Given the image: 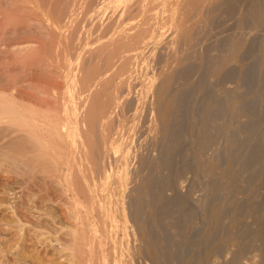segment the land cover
Wrapping results in <instances>:
<instances>
[{
  "label": "rangeland",
  "instance_id": "374dc122",
  "mask_svg": "<svg viewBox=\"0 0 264 264\" xmlns=\"http://www.w3.org/2000/svg\"><path fill=\"white\" fill-rule=\"evenodd\" d=\"M1 1L2 2H0V11L2 12L0 13L4 15V18L7 17V19L3 18L4 20H6L7 24L3 23L4 21L2 22L0 21V25H1L0 49L3 47L6 48V45L11 46L16 43L28 41L32 39L33 40L37 39L38 45H35L36 58H34L35 51H33L32 54L34 55L30 59L28 60L26 59L24 60V62L16 61L17 63L15 62L13 66H11L12 60H15L18 56L16 57L15 54L12 55L11 52H10L11 55L9 52L8 54L5 53V55H3L2 53L0 54V60H1L0 65L2 68L0 69V97L3 95L2 99L6 98L5 100H7V98L13 97L16 103H18L17 101L19 100L17 106L21 103V106L19 107L23 109L27 108L29 110V108L31 107V109L33 110L34 108L35 112H32V114L34 113L33 116L34 119L36 118L35 120L36 122H38L37 124H39L40 122L42 124H46V125H42L41 127L42 129L41 128L40 130L38 129L40 135L42 131L41 136L43 135L44 137L49 136L48 132L54 130L52 128L51 129L49 128L51 125L54 126V124L58 121L59 122L66 121L64 120L63 117L67 115V112H69L68 114L72 113L70 114L72 118L73 116L74 118L76 117L75 112L77 111L73 110L74 103L72 101H74L73 99H75V103H76L78 102V98L76 95H72L75 93L73 92L74 86H72L73 85L72 82L74 81L73 80L74 77H76V74L74 73L75 72L74 67H76L77 65L76 61L78 62L79 59L77 55H81V54L83 55L85 54L84 53L85 51L89 52V50H91L92 51L91 53H93L97 49H101V47L103 49L104 43H105V49H103L104 52L105 50L108 51L109 48L112 49L110 46V44L112 43L114 47V45H116L117 43L119 44V41L122 40L121 43L123 45L121 43L119 44L121 45L122 51L119 50L120 55L118 53L117 58L113 59L115 62L117 61V63H115L112 60V63L106 69L107 71L105 70L104 72V74L106 73L107 74L106 75L103 74V77H106L104 79L114 77L112 79L113 81L111 82V86L110 83L108 84L109 86L107 85V89L110 92L109 94H113V92L120 87V89H118V93H119L118 99L120 101H118L119 103H116L117 105L118 104L119 105L117 106L115 104V106H113L111 109V112L112 113L114 112V114L111 113L112 114L111 119H113L112 122H110L112 126H110L109 131L111 132L108 133L109 139H107V141H109V143L106 142L107 145L109 144L108 146H112L111 149L109 150L108 153L109 155L107 154L108 155L107 158L108 157L109 158L106 159L105 156V158L103 157L102 159L101 157L102 160L99 161V163L102 162L101 164L103 165L105 164L104 168L101 170L103 175L101 174V172L99 174H96L97 172L94 171L95 169L94 164L95 162L97 163V159H95L96 157H93V160L91 158L89 160V158H87L88 156L87 157L80 156L82 153L81 152H80L81 154L78 152L76 153V149H75L78 143L77 140L75 141L74 144L70 143L71 142L70 135L72 132V127H74L75 125L74 124L75 119L70 120L71 122L70 121L61 122L62 125L63 123L67 124V122L68 125L70 124L69 125L70 133L68 132V134L65 135L66 137L64 136V133H62L64 132V130L60 127V130L62 131L61 134H63L61 139L62 144L61 141L59 140L60 143L58 144V147H56V145L53 144L55 142H53L52 139H51L52 144L51 142L49 143L52 146L54 145L53 146L54 148L56 147V153L59 155V157L61 155L60 157L61 159L58 158L59 161L55 159L56 158L55 153L54 154L50 153L51 156L50 155L41 156V157H45V161L43 158H38L39 156L37 154H34L33 152L30 151L27 143L26 142L24 143L25 140H23L22 136L19 135L21 137L20 138L17 135V133L13 134L14 132H12V129H10L9 127L7 128V126L5 127L6 122H0V123H4V124H0V264H156V263L157 264L158 263L159 264H250V263L264 264V222H263L264 221V67H263L264 66V61H263L264 60V17H263L264 0H239V1L216 0L213 1L214 3L213 2L210 3L209 0L210 4L208 3V0H206L205 1L206 3L203 5H199L200 3L197 0H190V1L183 0V2L182 0H170V1L169 0H138V1L132 0L133 2H131L130 5L131 11L129 10V12H124V14H122L121 11L122 9L121 2L118 1L116 2L115 0L112 1L111 0L108 1L107 0H77L78 3L76 2V0H72L74 1V3L73 5L71 4L70 6H73L75 9L73 10V7L72 9H70L71 7H69L70 12L68 11L69 14L65 16L64 13H62L64 12L62 8L64 6H62V4L65 3V0L63 1L62 0H54V1L26 0L27 1L26 4H29L31 2L29 4V8L28 5L27 7L24 6L25 8L22 6L21 3L22 0H15V1L12 0L10 1V4L8 3V0H1ZM57 3H60L61 5ZM110 4L112 5L110 6ZM103 5H105V7ZM49 6H51L52 8ZM96 9L98 12H96ZM149 12L151 13V15ZM7 13L9 14L7 15ZM14 13L16 15L19 14L18 17ZM97 13H99L100 16ZM120 13L123 15L124 18L122 17V15L118 17ZM253 14L255 16H253ZM131 15L132 17H130ZM54 16L57 17L55 18ZM26 17L28 18L26 19ZM167 18H169V20ZM36 19L38 21L41 22L44 21V23H48L49 26L51 27L49 28L50 32H48L49 31L48 29L46 30L47 34L44 35L46 33L44 30L43 32L45 33L37 37L38 36L37 32L39 30L38 28L36 29L37 26L33 25V22L37 21ZM116 19H121V20L117 21ZM108 20L110 23L108 22ZM178 21L179 22L182 21L181 22L182 27L184 28L188 27L189 29L192 30V33L194 34V37H191L193 38V40L190 39L192 41L186 42L187 44L185 47V51L183 52L181 49H184L183 47L185 46L184 39L181 38L182 42H180L179 40L180 38L178 39L172 37L175 35L174 33H172L174 32L173 28L176 27L175 23L177 27L178 24L181 25ZM106 22L108 24L111 23H115V24L111 25L112 27L111 28L109 27L110 25L108 26V24H105ZM118 22H120L121 24L119 23L120 24L119 25ZM123 22L124 23L126 22V24H124ZM92 23L93 24L98 23L96 25L97 27L93 28ZM130 23L131 25H129ZM132 24L133 26H135L136 24V26L141 28L144 32H140L142 33L140 34L139 32H137L139 30H136L139 28L134 27L135 30L134 28L130 29L131 31L129 30L132 33L128 31L133 36L128 34L126 37L124 33L122 35L121 31L122 30L124 31L125 27L132 26ZM170 24L173 25L174 27L171 26ZM74 25H76V27ZM101 25H103L104 27ZM29 29L34 31L32 32ZM102 29H104L105 32ZM132 30L135 33L140 34L141 35L140 38L138 35L134 34ZM154 32H156V34ZM144 33L147 35H145ZM48 34L50 35L52 41L50 40ZM117 34L119 35V37L117 36ZM70 35L73 36V38L72 37L70 38ZM129 35L130 37H128ZM135 36H138V38ZM125 37L127 39L123 40V38ZM133 37L135 38V40L137 39V41L134 40V42L136 43H133L132 41L134 39ZM118 38L120 39L117 42ZM171 38L173 39L175 38V40L177 39L179 41V45L180 43L181 45L180 46L178 44L174 45L173 43H175L176 41L172 40ZM103 39L105 42L103 41ZM130 39H132L131 41L133 45H129L131 48L128 45H126L127 47H129L126 48L124 44L125 42L128 44V41H130ZM149 39L150 40L152 39L154 43ZM178 41L176 43H178ZM50 43H52V45ZM130 43L131 42H129V44ZM192 43L194 44L192 45ZM100 45L102 46L98 48ZM106 45L108 49L106 48ZM134 45H138V46H134ZM228 45L229 47H227ZM260 45L262 48L260 47ZM172 46L173 47L176 46V48H173ZM5 48H3L2 50H5ZM125 48L127 49V52ZM260 48L262 49V51ZM2 50H0V52ZM172 50L175 52H173ZM181 53H183L184 55ZM94 55H95V59L99 58L98 55H97L98 57L96 56V54ZM94 55L92 56L91 59H93ZM227 56L230 57L228 58ZM1 58H3L5 61H3V59ZM122 58L127 60L128 62L123 60ZM181 59H183V61ZM29 60L30 62L31 61L33 63L35 62L34 64L50 63L51 66L55 64L53 65V67H57L56 69L60 71L56 77L49 72H45V70L44 71L42 70V72L41 70H37V71L34 70V72L32 70L31 72L29 71L30 72L29 73L28 70L23 69L24 65H26V67L31 66V65L28 66V64H30ZM52 61H54V63ZM123 62H125L126 65L124 66L126 68L124 66H120L121 64L123 65ZM164 63L166 64V66ZM183 63L185 64L183 65ZM112 64L114 66H112ZM3 65L7 66L8 68L4 69ZM129 65H131V67ZM167 72L173 73L172 74L173 83L171 86V93L173 92L172 94L173 95L175 94V98H176L175 100L178 106L172 111V115L174 114L175 117L174 116L173 118L171 117L172 121L170 120L168 122L169 126L166 127V125H168L166 123L164 127V125H161L159 123L160 126H162L161 128L164 127L166 130L169 128L167 131L163 128L165 131L162 134L160 132H162L163 129L160 131L161 129L160 126H157L156 124L157 122L154 120L155 115H151L152 114L151 104H153L156 97V95L154 94L155 92L154 89L155 87L157 88V86H159V84L164 78L163 76L165 74L167 75ZM114 74L116 76H114ZM197 75H199V77ZM123 76H125V78ZM26 78L28 80L30 79L34 81L33 83H38V85L40 86L50 87L53 85L57 87V89L55 88L56 90L54 89V87H50L49 92L51 93L53 92L54 94V91L55 92L58 91L56 93H58V95H60L61 97L58 101V104L56 105L53 99L41 100V98H39L38 96L31 97L32 95H29L26 89L20 87L19 84L15 85V83L18 80L26 79ZM77 78L78 77H76L75 80ZM100 78L101 77H99L97 80H99ZM97 80L94 79V81H92L93 84L95 83L96 86L98 85L101 86L102 82L99 83L101 80L100 81ZM145 80L147 84L145 83ZM180 80H182V82ZM96 81L99 84H97ZM201 81H203L204 84ZM213 81H215L216 83ZM175 82L176 84H174ZM121 85L124 86L122 87L123 89L121 88ZM150 86L153 87L152 88L153 91L150 89L151 88ZM109 87H112V89H109ZM110 90H112L113 92H111ZM5 91L8 93H5ZM137 91L139 92V95ZM2 93H5V95ZM105 93H107L106 95L109 96L108 91H105ZM10 95L12 96L10 97ZM106 95L104 94L103 96L104 100L105 97L108 98V96ZM71 98L73 99L71 100ZM8 101H10V99H8ZM16 103H14V105H16ZM70 103H72L73 105ZM52 105L54 106L52 107ZM65 105L68 106L71 105L73 109L70 106L68 108V111L65 112L63 109V106ZM37 110L39 111L36 113ZM178 110L180 111L178 112ZM233 113L236 114L234 115ZM202 114L204 118L202 117ZM53 119H55V121ZM175 120L177 121V124ZM119 122H121V124ZM154 122L156 123L153 124ZM47 125L49 126L47 129H45ZM153 127L157 129L154 130L156 132L158 131L159 133L157 132L156 134L155 131L153 132L152 130ZM43 128L45 129V133H43L44 132ZM6 129L8 130L5 131ZM47 130L49 131L46 132ZM114 131L117 132L120 131L118 134L117 132H115L119 137L115 135ZM1 134L3 137L1 136ZM161 135L163 136V138ZM94 136H92L94 138L93 141L94 143H96L97 142L96 140L98 139L96 137L98 136H96V134ZM170 137L171 139H169ZM195 137L198 139L196 140ZM164 138H167L168 142H166L167 139H165L164 141L163 140ZM55 140L58 141V139ZM171 140L172 143L170 142ZM196 141L197 143H195ZM69 143L71 145H69ZM110 143H113L114 145L113 144L110 145ZM51 145L49 146L51 147ZM138 147L140 148L138 149ZM59 148L60 149L62 148L61 150H64L62 152L65 153L61 154ZM169 148H171V151L169 150ZM185 149L188 150L185 151ZM70 150H73L71 151L72 153H70ZM67 151H69V153H67ZM27 153L28 154L31 153V154L28 155ZM86 154L87 153H85L84 155L86 156ZM49 156L51 158L52 157L54 158L55 156L54 158L55 161L53 159L54 162H50ZM62 156L64 157L62 158ZM73 156L75 157V160ZM122 156L125 157V158L123 157V159L127 158V160H125L127 163H125V161H123L122 163L123 159H121L120 161V158H122ZM83 157L85 158V160L87 158L89 162L87 160H86L87 162H85V160H83L84 159ZM129 157L131 158L130 160L128 159ZM166 159L169 160L167 161ZM70 160L72 163L70 162ZM72 160H74V162ZM61 161L63 163H60ZM65 161H67V163H64ZM83 161L84 163H86L84 164L86 166L83 165L82 163ZM115 161L116 162L118 161L119 164L118 162L116 163ZM91 162L94 163L92 164ZM68 163L69 166L72 167H68L67 166ZM64 164L66 165L64 166ZM106 164H108V166ZM117 164L119 167L117 166ZM120 164L123 165L127 164V165L124 167L123 165ZM43 165L45 168L43 167ZM88 166L89 169L86 168ZM204 166H206V168ZM22 168H24L25 170ZM85 168L87 169V171ZM67 170H69L68 174H70L67 175V177L68 176L70 177L71 182L69 178H68L69 181L65 179L66 178L65 173ZM77 170L79 173L81 171L82 173V174L80 173L81 176H79L80 174L77 172ZM104 170L106 171L104 172ZM123 170L125 173L123 172ZM177 170H179V172H177ZM103 172L105 173V175ZM63 175L65 176V178ZM118 175H120V177ZM101 176H103L104 179H102ZM221 176H223V178ZM117 178H119V180ZM125 178L127 179V181ZM162 179L164 182L162 181ZM108 180H110V183ZM83 181L86 182V184ZM67 182H68V188H67ZM93 187L96 189V191ZM179 199L181 200L180 202ZM98 210H100V212ZM153 212H155V214ZM169 212L171 213V215L169 214ZM134 214L136 217L134 216ZM218 214L221 215L220 219L218 217ZM213 217H215L216 219ZM134 219L135 221H133ZM143 230H144V234H143ZM257 233L260 235H258ZM144 235L146 238L147 236H149L150 238L146 239ZM143 237L145 238L146 244L145 241L144 243L141 241V238L143 239ZM151 243H153L154 246L158 244L159 248L158 246L157 248L154 247L153 244ZM152 246L154 248H152ZM155 248L157 252L159 251L160 253L161 251V253H163L162 257L160 256L159 262H157L158 260L156 262L155 260L154 262L152 261L153 252L151 251H154L153 249ZM161 253L159 255H161ZM150 254L152 255L150 256ZM190 261L191 263H189Z\"/></svg>",
  "mask_w": 264,
  "mask_h": 264
},
{
  "label": "bare ground",
  "instance_id": "6f19581e",
  "mask_svg": "<svg viewBox=\"0 0 264 264\" xmlns=\"http://www.w3.org/2000/svg\"><path fill=\"white\" fill-rule=\"evenodd\" d=\"M10 1H12V0H8V3L10 4ZM13 1H15V0H13ZM30 1V0H29ZM54 1V0H53ZM63 1V0H62ZM108 1V0H107ZM112 1V0H111ZM116 2L118 1V2H121V4H122V9H121V11H122V14H124V12H129V10H130V5H131V2H133L132 0H115ZM138 1V0H137ZM170 1V0H169ZM185 1V0H184ZM190 1V0H189ZM200 4L199 5H203V4H205L206 2V0H197ZM213 1H216V0H210V3L211 2H213ZM239 1V0H238ZM0 2H2L1 0H0ZM6 2V1H5ZM33 2V1H32ZM36 2V1H35ZM34 2V3H35ZM38 2V1H37ZM76 2H77V0H76ZM76 2H75V4H76ZM81 2V1H80ZM139 2H142V1H139ZM145 2V1H144ZM149 2V1H148ZM151 2V1H150ZM182 2H183V0H182ZM186 2H188V1H186ZM235 2V1H234ZM7 3V2H6ZM18 3V2H17ZM22 6L24 7V6H26L27 7V5H28V8H29V4L31 3H29V4H26L27 3V1L25 0H22ZM60 3H63V2H60ZM60 3H57V4H59V5H61ZM73 3H74V1H72V0H65V3L64 4H62V6H64V7H62L63 8V11L64 12H62V13H64V16L65 15H67V14H69L68 13V11H69V7H71L70 9H72V7L73 6H70L71 4L73 5ZM78 3V2H77ZM101 3V2H100ZM99 3V4H100ZM110 3V2H109ZM136 3V2H135ZM153 3H154V1H153ZM179 3V2H178ZM197 3V2H196ZM208 3H209V0H208ZM207 3V4H208ZM209 3V4H210ZM214 3V2H213ZM212 3V4H213ZM23 4H25V5H23ZM52 4V3H51ZM53 4H55V3H53ZM138 4V3H137ZM151 4V3H150ZM162 4V3H161ZM198 4V3H197ZM18 5V4H17ZM16 5V6H17ZM37 5V4H36ZM48 5V4H47ZM81 5V4H80ZM112 4H110V6H111ZM135 5V4H134ZM179 5V4H178ZM188 5V4H187ZM15 6V7H16ZM21 6V5H20ZM76 6V5H75ZM92 6H93V4H92ZM100 6V5H99ZM104 7H105V5H103ZM115 6V5H114ZM138 6V5H137ZM207 6V5H206ZM216 6V5H215ZM222 6V5H221ZM4 7V6H3ZM19 7V6H18ZM22 7V8H23ZM48 7V6H47ZM49 7H51V6H49ZM54 7V6H53ZM97 7V6H96ZM95 7V8H96ZM101 7V6H100ZM113 7V6H112ZM142 7V6H141ZM150 7V6H149ZM176 7V6H175ZM196 7V6H195ZM6 8V7H5ZM13 8V7H12ZM20 8V7H19ZM25 8V7H24ZM34 8V7H33ZM52 8V7H51ZM77 8V7H76ZM120 8V7H119ZM148 8V7H147ZM209 8V7H208ZM7 9V8H6ZM17 9V8H16ZM31 9V8H30ZM75 8L73 7V10H74ZM219 9V8H218ZM217 9V10H218ZM229 9V8H228ZM4 10V9H3ZM15 10V9H14ZM19 10V9H18ZM27 10V9H26ZM60 10V9H59ZM81 10H82V8H81ZM100 10V9H99ZM141 10V9H140ZM149 10V9H148ZM168 10V9H167ZM193 10V9H192ZM191 10V11H192ZM6 11V10H5ZM8 11V10H7ZM10 11V10H9ZM29 11V10H28ZM34 11V10H33ZM86 11V10H85ZM108 11V10H107ZM112 11V10H111ZM131 11V10H130ZM147 11V10H146ZM202 11V10H201ZM204 11V10H203ZM213 11V10H212ZM0 12H2V11H0ZM12 12V11H11ZM54 12V11H53ZM70 12V11H69ZM72 12V11H71ZM96 12H98L97 11V9H96ZM104 12H106V11H104ZM104 12H102V13H104ZM159 12V11H158ZM162 12V11H161ZM170 12V11H169ZM180 12V11H179ZM16 13H17V11H16ZM39 13V12H38ZM61 13V12H60ZM95 13V12H94ZM100 13V12H99ZM99 13H97L98 15H99ZM135 13H136V11H135ZM138 13V12H137ZM150 13V12H149ZM154 13V12H153ZM152 13V14H153ZM212 13V12H211ZM215 13V12H214ZM217 13V12H216ZM5 14V13H4ZM9 13H7V15H8ZM15 14V13H14ZM36 14V13H35ZM48 14V13H47ZM51 14V13H50ZM49 14V15H50ZM79 14H80V12H79ZM84 14V13H83ZM93 14V13H92ZM121 13H120V15H118V17L119 16H121L122 15ZM130 14V13H129ZM139 14V13H138ZM141 14V13H140ZM147 14V13H146ZM159 14V13H158ZM169 14V13H168ZM186 14H188V13H186ZM200 14V13H199ZM208 14V13H207ZM256 14V13H255ZM11 15V14H10ZM9 15V16H10ZM16 15V14H15ZM18 15L19 14H17L16 16L18 17ZM26 15V14H25ZM34 15V14H33ZM39 15V14H38ZM85 15H86V13H85ZM89 15V14H88ZM96 15V14H95ZM150 15H151V13H150ZM155 15V14H154ZM161 15V14H160ZM177 15V14H176ZM211 15V14H210ZM215 15V14H214ZM8 16V17H9ZM21 16V15H20ZM62 16V15H61ZM61 16H60V18H61ZM100 16V15H99ZM107 16V15H106ZM134 16V15H133ZM138 16V15H137ZM142 16V15H141ZM188 16V15H187ZM197 16V15H196ZM200 16V15H199ZM198 16V17H199ZM253 16H255L254 14H253ZM12 17V16H11ZM38 17H40V16H38ZM46 17V16H45ZM48 17V16H47ZM55 17V16H54ZM57 17V16H56ZM55 17V18H56ZM69 17V16H68ZM77 17V16H76ZM79 17V16H78ZM122 17H123V15H122ZM130 17H132V15L130 16ZM136 17V16H135ZM151 17V16H150ZM179 17V16H178ZM264 17V16H263ZM4 15L3 14H1L0 13V21L2 22V21H4L3 23H6V20H4V19H7V17H5L4 19ZM21 18V17H20ZM25 18V17H24ZM28 17H26V19H27ZM86 18V17H85ZM124 18V17H123ZM127 18H129V17H127ZM146 18V17H145ZM170 18V17H169ZM169 18H167L168 20H169ZM194 18V17H193ZM14 19V18H13ZM30 19V18H29ZM39 19V18H38ZM50 19V18H49ZM69 19V18H68ZM81 19V18H80ZM113 19V18H112ZM133 19V18H132ZM23 20V19H22ZM37 20V19H36ZM46 20H47V18H46ZM78 20V19H77ZM97 20V19H96ZM107 20V19H106ZM110 20V19H109ZM109 20H108V22H109ZM117 21L118 20H121V19H116ZM127 20H129V19H127ZM148 20V19H147ZM154 20V19H153ZM180 20V19H179ZM213 20V19H212ZM253 20V19H252ZM260 20H261V18H260ZM31 21V20H30ZM29 21V22H30ZM100 21V20H99ZM111 21V20H110ZM122 21H124V20H122ZM122 21H121V23H122ZM138 21V20H137ZM144 21V20H143ZM162 21V20H161ZM176 21V20H175ZM189 21H191V20H189ZM214 21V20H213ZM254 21V20H253ZM9 22V21H8ZM59 22V21H58ZM70 22V21H69ZM80 22V21H79ZM113 22V21H112ZM142 22V21H141ZM179 22V21H178ZM182 22V21H181ZM181 22H179L180 24H181ZM2 23V24H3ZM11 23V22H10ZM17 23V22H16ZM27 23V22H26ZM32 23V22H31ZM53 23H55V22H53ZM62 23V22H61ZM60 23V24H61ZM67 23V22H66ZM81 23V22H80ZM100 23V22H99ZM110 23V22H109ZM120 22H118V24H119ZM120 23V24H121ZM124 23V22H123ZM139 23V22H138ZM137 23V24H138ZM172 23V22H171ZM214 23V22H213ZM7 24V23H6ZM21 24H22V22H21ZM79 24V23H78ZM82 24V23H81ZM98 23H92V27L94 28V27H97L96 25H97ZM102 24V23H101ZM104 24V23H103ZM105 24H108L107 22L105 23ZM113 24H115V23H111V24H108V26L109 27H111V25H113ZM119 24V25H120ZM124 24H126V22L124 23ZM183 24H185V23H183ZM204 24V23H203ZM256 24V23H255ZM29 25H30V23H29ZM32 25V24H31ZM33 25H35V26H37L36 27V29L38 28V36L37 37H39V36H41V35H43V33H45L44 35H46L47 34V31L46 30H48L49 28H51L50 26H49V24L48 23H44V21H35V22H33ZM51 25V24H50ZM55 25V24H54ZM64 25V24H63ZM62 25V26H63ZM70 25V24H69ZM129 25H131V23L129 24ZM150 25V24H149ZM171 25V24H170ZM211 25V24H210ZM1 26V25H0ZM7 26V25H6ZM9 26H10V24H9ZM19 26V25H18ZM25 26V25H24ZM75 27H76V25H74ZM101 26H103V25H101ZM107 26V25H106ZM105 26V27H106ZM126 26V25H125ZM132 26H133V24H132ZM128 26V27H123L124 28V31L122 30L121 32H122V35H123V33L126 35V37H127V35L128 34H130V33H132V32H130L131 30L130 29H132V28H136L137 26H136V24H135V26ZM164 26V25H163ZM171 26H173V25H171ZM175 28H173L174 30V32H172V33H174L175 35L174 36H172V37H175V38H180L179 40H180V42H182L181 40V38H183L184 39V42H185V46L184 45H182V46H184L183 48L184 49H181L182 50V52L183 51H185V47H186V42H188V41H192L193 40V38H191V37H194V34L192 33V30L191 29H189L188 27H182V24L181 25H179L178 24V27H177V25H176V23H175ZM3 27V26H2ZM92 27H91V29H92ZM98 27H99V25H98ZM104 27V26H103ZM115 27V26H114ZM118 27V26H117ZM141 27V26H140ZM145 27V26H144ZM174 27V26H173ZM8 28V27H7ZM12 28V27H11ZM18 28V27H17ZM25 28V27H24ZM29 28V27H28ZM100 28H102V27H100ZM112 28V27H111ZM116 28V27H115ZM135 28H134V30H135ZM137 28H139V27H137ZM146 28V27H145ZM148 28V27H147ZM204 28V27H203ZM260 28V27H259ZM9 29V28H8ZM7 29V30H8ZM96 29V28H95ZM95 29H93V30H95ZM99 29V28H98ZM106 29V28H105ZM5 30V29H4ZM13 30V29H12ZM25 30V29H24ZM30 30V29H29ZM28 30V31H29ZM45 30V32H43ZM53 30V29H52ZM73 30V29H72ZM78 30V29H77ZM97 30V29H96ZM101 30V29H100ZM102 30H104V29H102ZM115 30V29H114ZM130 30V31H129ZM136 30H139V31H137V32H144L141 28H139V29H136ZM151 30V29H150ZM202 30V29H201ZM209 30V29H208ZM6 31V30H5ZM14 31H15V29H14ZM23 31V30H22ZM30 31H32V30H30ZM34 31V30H33ZM32 31V32H33ZM113 31V30H112ZM117 31V30H116ZM130 33H129V32ZM133 31V30H132ZM167 31V30H166ZM212 31V30H211ZM11 32V31H10ZM19 32V31H18ZM26 32V31H25ZM48 32H50V29H49V31ZM70 32V31H69ZM99 32V31H98ZM104 32H105V30H104ZM108 32V31H107ZM114 32V31H113ZM134 32V31H133ZM152 32V31H151ZM1 33V32H0ZM14 33V32H13ZM31 33V32H30ZM53 33V32H52ZM52 33H51V35H52ZM81 33V32H80ZM101 33V32H100ZM110 33V32H109ZM145 33H146V31H145ZM144 33V34H145ZM148 33V32H147ZM155 34H156V32H154ZM161 33V32H160ZM168 33V32H167ZM171 33V34H172ZM10 34V33H9ZM16 34V33H15ZM28 34V33H27ZM33 34V33H32ZM55 34V33H54ZM53 34V35H54ZM70 34V33H69ZM87 34V33H86ZM120 34V33H119ZM134 34H136V35H138L139 36V38H140V34H142V33H140V34H138V33H135L134 32ZM151 34V33H150ZM155 34H153V35H155ZM192 34H193V36H192ZM203 34H205V33H203ZM209 34V33H208ZM25 35V34H24ZM49 35V34H48ZM61 35V34H60ZM66 35V34H65ZM67 35H68V33H67ZM71 35H73V34H71ZM70 35V38L72 37L73 38V36H71ZM96 35V34H95ZM131 36H133L132 34H130ZM130 35L128 36V37H130ZM145 35H147V34H145ZM197 35V34H196ZM12 36V35H11ZM64 36V35H63ZM92 36H94V35H92ZM101 36V35H100ZM117 36L119 37V35L117 34ZM138 36H135V37H137L138 38ZM143 36V35H142ZM171 36V35H170ZM204 36V35H203ZM3 37H4V35H3ZM33 37H35V36H33ZM37 37H35V38H37ZM49 37H50V35H49ZM66 37V36H65ZM86 37V36H85ZM123 38V40L124 39H127V38ZM201 37V36H200ZM260 37V36H259ZM9 38V37H8ZM97 38V37H96ZM114 38V37H113ZM117 38V37H116ZM132 38V37H131ZM134 38V37H133ZM170 38V37H169ZM175 38L173 39V38H171L172 40H174V41H178L177 39L175 40ZM18 39V38H17ZM16 39V40H17ZM31 39V38H30ZM48 39V38H47ZM46 39V40H47ZM93 39V38H92ZM91 39V40H92ZM95 39V38H94ZM101 39H102V37H101ZM108 39V38H107ZM106 39V40H107ZM119 39L120 38H118V40H117V42L119 41ZM121 39H122V36H121ZM143 39H144V37H143ZM147 39V38H146ZM190 39H192V40H190ZM195 39V38H194ZM199 39V38H198ZM203 39H204V37H203ZM213 39V38H212ZM21 40V39H20ZM50 40H51V37H50ZM54 40V39H53ZM64 40H65V38H64ZM73 40V39H72ZM115 40V39H114ZM132 39H130V41H128V44L125 42V46L126 45H133V43H136V42H134V40H135V38L132 40L133 41V43H132V41H131ZM140 40V39H139ZM142 40V39H141ZM150 40V39H149ZM153 40H154V38H153ZM165 40V39H164ZM168 40H170V39H168ZM233 40V39H232ZM8 41V40H7ZM11 41V40H10ZM15 41V40H14ZM18 41V40H17ZM52 41V40H51ZM69 41V40H68ZM94 41V40H93ZM96 41V40H95ZM101 41V40H100ZM99 41V42H100ZM103 41H104V39H103ZM122 41V40H121ZM121 41H119V44L121 43ZM135 41H137V39L135 40ZM143 41V40H142ZM150 41H152V39L150 40ZM216 41V40H215ZM234 41V40H233ZM19 42V41H18ZM66 42V41H65ZM87 42V41H86ZM97 42V41H96ZM105 42V41H104ZM116 42V43H117ZM129 42H131L130 44H129ZM141 42V41H140ZM139 42V43H140ZM153 42V41H152ZM167 42V41H166ZM173 43L174 45L175 44H178L179 45V41H178V43ZM204 42V41H203ZM209 42V41H208ZM14 43V42H13ZM47 43V42H46ZM56 43V42H55ZM71 43V42H70ZM74 43V42H73ZM81 43V42H80ZM92 43V42H91ZM102 43V42H101ZM115 43V42H114ZM150 43V42H149ZM154 43V42H153ZM241 43H243V42H241ZM41 44V43H40ZM51 45H52V43H50ZM106 44H107V42H106ZM113 44V43H112ZM112 44H110V46H111V48L112 49H110L109 48V50L107 51V50H105V52H104V50L103 49H105V43H104V48L102 49V45H100L98 48H100L101 47V49H97V47H96V51H94L93 53H91L92 51L91 50H89V52H84L85 54H81V55H77V57L79 58L78 59V62L76 61V67H74L75 68V74H76V77H78L76 80H75V78L76 77H74V83L72 82V86H74V91L73 92H75L74 94H72V95H76L77 96V98H78V102H76L75 103V99H73V98H71V100L73 99L74 101H72L73 103H74V105L72 104V103H70V104H72L73 105V107H74V109H73V107L71 106V105H65V106H63V109H64V111L65 112H67L68 111V108L71 106L72 107V109L73 110H75V111H77V112H75V118H74V116H73V118H72V116L70 115V114H72V113H70V114H68L69 112H67V115L65 116V117H63L64 118V120H66V121H70V120H72V119H75L74 121H75V125H74V127H72V132H71V138H70V143L71 144H74L75 143V141L77 140V145H76V147H75V149H76V153L78 152V153H80L81 155L80 156H84V157H87V158H89V160H90V158L93 160V157H96L95 159H97V163L95 162V164H94V171H96L97 173L96 174H99L100 172H101V170L104 168V165L103 164H101L102 162H100L99 163V161L100 160H102L103 159V157L105 158V156H106V159H108L107 158V156L109 155L108 153H109V150L111 149V147L112 146H108L107 144H106V142L107 143H109V141H107V139H109L108 137V133L109 132H111V131H109L110 130V126H112V124L110 123V122H112V120L113 119H111V115L112 114H114V112L112 113L111 112V109H112V107L113 106H115V104L116 103H119L118 101H120L118 98V89H120V87L116 90L115 88V90L116 91H112V90H110L111 92H113V94H109L110 92H109V90L107 89V85L110 83V86H111V82L113 81L112 79L114 78H107V79H104V78H106V77H103V74H104V72H105V70L110 66V64L112 63V60L114 59V58H117V56H118V53H119V50H121L122 48H121V45H119L118 43L116 44V45H114V47H113V45ZM122 44V43H121ZM144 44V43H143ZM151 44V43H150ZM169 44H170V42H169ZM172 44V45H173ZM194 43H192V45H193ZM199 44V43H198ZM204 44V43H203ZM35 45H38V42H37V39H32V40H28V41H23V42H19V43H16V44H14V45H11V46H7L6 45V48L5 47H3V48H5V50H2L3 48H1L0 50H2L1 52H0V54L2 53L3 55H5V53H7L8 54V52L10 53H12V55H16V59L15 60H12V63H11V66H13V64L16 62V61H23L24 62V60H28V59H30L34 54H32L33 53V51H35L36 49H35ZM87 45V44H86ZM90 45V44H89ZM109 45V44H108ZM123 45V44H122ZM165 45V44H164ZM177 45V46H178ZM180 45H181V43H180ZM179 45V46H180ZM226 45V44H225ZM42 46V45H41ZM44 46V45H43ZM68 46V45H67ZM71 46V45H70ZM74 46V45H73ZM134 46H138V45H134ZM133 46V47H134ZM156 46H157V44H156ZM160 46V45H159ZM168 46V45H167ZM197 46V45H196ZM207 46V45H206ZM215 46V45H214ZM224 46V45H223ZM239 46V45H238ZM45 47V46H44ZM51 47V46H50ZM66 47V46H65ZM130 47V46H129ZM129 47H127L126 46V48H129ZM173 47V46H172ZM195 47V46H194ZM227 47H229V45L227 46ZM260 47H261V45H260ZM53 48V47H52ZM69 48V47H68ZM90 48V47H89ZM106 48H107V45H106ZM124 48V47H123ZM125 48V49H126ZM131 48V47H130ZM155 48V47H154ZM164 48V47H163ZM173 48H176V46H174ZM192 48V47H191ZM206 48V47H205ZM212 48V47H211ZM216 48V47H215ZM224 48V47H223ZM262 48V47H261ZM260 48V49H261ZM108 49V48H107ZM124 49V50H125ZM132 49H134V48H132ZM195 49V48H194ZM209 49V48H208ZM213 49V48H212ZM218 49H219V47H218ZM229 49V48H228ZM39 50V49H38ZM43 50V49H42ZM48 50V49H47ZM56 50V49H55ZM93 50V49H92ZM94 50H95V48H94ZM129 50V49H128ZM131 50V49H130ZM136 50V49H135ZM139 50V49H138ZM159 50V49H158ZM178 50V49H177ZM206 50V49H205ZM237 50H238V48H237ZM50 51H52V50H50ZM57 51H59V50H57ZM61 51H63V50H61ZM69 51V50H68ZM76 51V50H75ZM122 51V50H121ZM154 51V50H153ZM173 51V50H172ZM179 51H180V49H179ZM178 51V52H179ZM261 51H262V49H261ZM125 52V51H124ZM126 52H127V49H126ZM129 52V51H128ZM143 52V51H142ZM150 52V51H149ZM173 52H175V51H173ZM177 52V53H178ZM189 52H191V51H189ZM210 52V51H209ZM221 52V51H220ZM237 52V51H236ZM11 53H10V55H11ZM39 53V52H38ZM54 53V52H53ZM81 53H83V52H81ZM122 53V52H121ZM135 53V52H134ZM139 53V52H138ZM159 53V52H158ZM188 53V52H187ZM199 53H201V52H199ZM223 53V52H222ZM80 54V53H79ZM94 54H96V56L98 55L99 56V58H97V59H95V55ZM152 54V53H151ZM181 54H183V53H181ZM180 54V55H181ZM227 54V53H226ZM226 54H223V55H226ZM231 54V53H230ZM229 54V55H230ZM54 55V54H53ZM94 55V57H93V59H91L92 58V56ZM119 55H120V53H119ZM174 55V54H173ZM180 55H178V56H180ZM184 55V54H183ZM188 55V54H187ZM260 55V54H259ZM7 56V55H6ZM22 58H20V57ZM36 56V51H35V55H34V58H36L35 57ZM39 56V55H38ZM140 56V55H139ZM175 56H176V54H175ZM233 56V55H232ZM12 57H14V56H12ZM40 57V56H39ZM50 57V56H49ZM59 57V56H58ZM121 57V56H120ZM128 57V56H127ZM134 57V56H133ZM148 57V56H147ZM171 57V56H170ZM189 57V56H188ZM228 57V56H227ZM230 57V56H229ZM228 57V58H229ZM43 58V57H42ZM42 58H40V59H42ZM61 58H62V56H61ZM66 58V57H65ZM124 58V57H123ZM122 58V59H123ZM126 58V57H125ZM132 58V57H131ZM138 58V57H137ZM154 58V57H153ZM175 58V57H174ZM180 58V57H179ZM181 58H182V56H181ZM183 58H185V57H183ZM187 58V57H186ZM206 58V57H205ZM209 58V57H208ZM217 58V57H216ZM225 58V57H224ZM1 59H3V58H1ZM20 59V60H19ZM75 59H76V57H75ZM127 59V58H126ZM151 59V58H150ZM158 59H159V57H158ZM169 59V58H168ZM207 59V58H206ZM261 59V58H260ZM48 60V59H47ZM51 60V59H50ZM58 60V59H57ZM123 60H125V59H123ZM128 60V59H127ZM127 60H125V61H127ZM133 60V59H132ZM182 61H183V59H181ZM220 60V59H219ZM1 61V60H0ZM3 61H5L4 59H3ZM36 61V60H35ZM41 61V60H40ZM62 61V60H61ZM60 61V62H61ZM74 61V60H73ZM72 61V62H73ZM93 61H94V63H93ZM114 61V60H113ZM130 61V60H129ZM185 61V60H184ZM215 61V60H214ZM264 61V60H263ZM23 62H22V64H23ZM32 62V61H31ZM30 62V60H29V63L30 64H28V66L29 65H31L30 67H26V65H24L23 66V69L24 70H28V72L30 71H32L33 70V72H34V70L35 71H37V70H41V72H42V70L44 71L45 70V72H49V73H51L52 75H54L55 77L58 75V73H59V71L60 70H58V69H56L57 67H53V65H55V64H53L52 66H51V64L50 63H48V64H34L33 62V64ZM46 62V61H45ZM53 63H54V61H52ZM69 62H71V61H69ZM115 62V61H114ZM128 62V61H127ZM136 62V61H135ZM169 62V61H168ZM181 62V61H180ZM187 62V61H186ZM210 62V61H209ZM220 62V61H219ZM224 62V61H223ZM1 63V62H0ZM17 63V62H16ZM26 63V62H25ZM66 63V62H65ZM74 63V62H73ZM115 63H117V61L115 62ZM131 63V62H130ZM182 63V62H181ZM204 63V62H203ZM263 63V62H262ZM261 63V64H262ZM8 64V63H7ZM114 64V63H113ZM112 64V66H114ZM129 64V63H128ZM141 64V63H140ZM144 64V63H143ZM152 64V63H151ZM165 64V63H164ZM179 64V63H178ZM177 64V65H178ZM185 63H183V65H184ZM198 64V63H197ZM260 64V65H261ZM18 65V64H17ZM59 65V64H58ZM116 65V64H115ZM124 65H126L125 64V62H123V65L121 64L120 66H124ZM136 65V64H135ZM137 65H138V63H137ZM171 65V64H170ZM4 66V65H3ZM10 66V67H11ZM22 66V65H21ZM57 66V65H56ZM60 66H61V64H60ZM130 67H131V65H129ZM165 66H166V64H165ZM191 66V65H190ZM220 66V65H219ZM263 66V65H262ZM19 67V66H18ZM125 67V66H124ZM141 67V66H140ZM161 67V66H160ZM225 67V66H224ZM264 67V66H263ZM4 69H7L8 67L7 66H4L3 67ZM12 68V67H11ZM17 68V67H16ZM21 68V67H20ZM67 68V67H66ZM73 68V69H74ZM112 68V67H111ZM118 68V67H117ZM119 68H121V67H119ZM126 68V67H125ZM129 68V67H128ZM127 68V69H128ZM134 68V67H133ZM262 68V67H261ZM0 69H2L1 68V65H0ZM123 69V68H122ZM155 69V68H154ZM171 69V68H170ZM185 69V68H184ZM192 69V68H191ZM12 70H14V69H12ZM141 70V69H140ZM169 70V69H168ZM199 70V69H198ZM201 70H203V69H201ZM205 70V69H204ZM259 70V69H258ZM18 71V70H17ZM68 71V70H67ZM107 71V70H106ZM111 71V70H110ZM122 71H124V70H122ZM144 71V70H143ZM163 71V70H162ZM185 71H187V70H185ZM190 71V70H189ZM188 71V72H189ZM5 72V71H4ZM20 72V71H19ZM22 72V71H21ZM27 72V73H28ZM29 72V73H30ZM39 72V71H38ZM178 72V71H177ZM195 72V71H194ZM207 72V71H206ZM216 72V71H215ZM8 73V72H7ZM44 73V72H43ZM72 73V72H71ZM126 73V72H125ZM151 73V72H150ZM6 74V73H5ZM16 74V73H15ZM75 74H74V76H75ZM107 74V73H106ZM106 74H104V75H106ZM119 74H120V72H119ZM158 74V73H157ZM163 74V73H162ZM161 74V75H162ZM172 74L173 73H168L167 72V75L165 76H163L164 78H163V80L161 81V83L159 84V86H157V88L155 87V89H154V94L156 95V97H155V100H154V102H153V104H151V110H152V114L151 115H155V121L157 122H154L153 124H157V126H160V124L161 125H164V127H165V125H166V123L168 124V122L171 120V117L173 118V116H174V114L172 115V111L175 109V108H177V102H176V98H175V94L173 95L172 93H171V86H172V79H173V76H172ZM176 74V73H175ZM174 74V75H175ZM8 75V74H7ZM14 75V74H13ZM33 75V74H32ZM50 75V74H49ZM147 75V74H146ZM160 75V76H161ZM177 75V74H176ZM209 75V74H208ZM22 76V75H21ZM20 76V77H21ZM37 76V75H36ZM114 76H116L115 74H114ZM134 76V75H133ZM185 76V75H184ZM195 76V75H194ZM198 77H199V75H197ZM211 76V75H210ZM12 77V76H11ZM33 77V76H32ZM35 77V76H34ZM48 77V76H47ZM51 77V76H50ZM60 77V76H59ZM99 77H101L99 80H97ZM124 78H125V76H123ZM129 77V76H128ZM149 77V76H148ZM203 77H205V76H203ZM16 78H18V77H16ZM25 78V77H24ZM45 78V77H44ZM116 78V77H115ZM130 78V77H129ZM179 78V77H178ZM193 78V77H192ZM209 78V77H208ZM8 79V78H7ZM55 79V78H54ZM94 79H96L97 81H100L99 83H101L102 82V84H101V86L100 85H98V86H96V84L94 83L93 84V82L92 81H94ZM136 79V78H135ZM174 79H175V77H174ZM195 79V78H194ZM198 79V78H197ZM210 79V78H209ZM232 79V78H231ZM47 80V79H46ZM56 80V79H55ZM158 80V79H157ZM160 80V79H159ZM176 80H177V78H176ZM187 80V79H186ZM189 80V79H188ZM205 80V79H204ZM6 81H8V80H6ZM5 81V82H6ZM12 81V80H11ZM19 81V82H18ZM16 83H15V85L16 84H19L20 85V87H22V88H24V89H26L27 90V93L29 94V95H32L31 97H34V96H38L39 98H41V100L42 99H53L54 100V102H55V104L57 105L58 104V101H59V99L61 98L60 97V95H58V93H56V92H58V91H54V94H53V92L51 93V92H49V88L50 87H54V89L56 88L57 89V87H55V86H50V87H45V86H40V85H38V83H33L34 81H32V80H28L27 78L26 79H21V80H18ZM70 81V80H69ZM97 81H96V83H97ZM124 81V80H123ZM181 82H182V80H180ZM191 81V80H190ZM195 81V80H194ZM198 81V80H197ZM200 81V80H199ZM216 81V80H215ZM215 81H213V82H215ZM13 82V81H12ZM37 82V81H36ZM50 82V81H49ZM130 82H132V81H130ZM138 82V81H137ZM140 82V81H139ZM144 82V81H143ZM188 82V81H187ZM201 82H203V81H201ZM40 83V82H39ZM55 83H57V82H55ZM99 83H97V84H99ZM114 83V82H113ZM145 83H146V80H145ZM184 83V82H183ZM216 83V82H215ZM50 84V83H49ZM125 84V83H124ZM123 84V85H124ZM142 84V83H141ZM147 84V83H146ZM174 84H176V82L174 83ZM203 84H204V82H203ZM213 84V83H212ZM14 85V84H13ZM12 85V86H13ZM46 85V84H45ZM61 85V84H60ZM68 85H69V83H68ZM145 85V84H144ZM152 85V84H151ZM154 85V84H153ZM158 85V84H157ZM72 86H71V88H72ZM109 86V85H108ZM204 86V85H203ZM208 86V85H207ZM212 86V85H211ZM6 87V86H5ZM19 87V88H20ZM96 87H99V88H96ZM113 87H116V86H113ZM122 87H124V86H122L121 85V88ZM147 87V86H146ZM151 87V86H150ZM181 87V86H180ZM191 87V86H190ZM189 87V88H190ZM13 88V87H12ZM21 88V89H22ZM153 87H151L150 89L153 91V89H152ZM182 88V87H181ZM195 88V87H194ZM201 88V87H200ZM199 88V89H200ZM210 88H212V87H210ZM214 88V87H213ZM51 89H53V88H51ZM55 89V90H56ZM109 89H112V87H109ZM123 89V88H122ZM63 90V89H62ZM174 90V89H173ZM198 90V89H197ZM3 91V90H2ZM29 91V92H28ZM105 91H108V94H109V96L108 95H106L107 93H105ZM176 91V90H175ZM174 91V92H175ZM179 91V90H178ZM192 91V90H191ZM10 92V91H9ZM138 92V91H137ZM148 92V91H147ZM146 92V93H147ZM194 92V91H193ZM5 93H8V92H6L5 91ZM5 93H2V94H4L5 95ZM16 93V92H15ZM18 93V92H17ZM56 93V94H55ZM71 93V92H70ZM123 93V92H122ZM127 93V92H126ZM197 93V92H196ZM19 94H20V92H19ZM69 94V93H68ZM104 94L106 95V96H108V98H106L105 97V100H104V98H103V96H104ZM131 94H133V93H131ZM134 94H136V93H134ZM142 94V93H141ZM172 94V95H171ZM62 95V94H61ZM71 95V94H70ZM69 95V96H70ZM111 95V96H110ZM138 95H139V92H138ZM149 95V94H148ZM178 95V94H177ZM185 95V94H184ZM192 95V94H191ZM3 96V95H2ZM2 96L0 97V122H6L5 124V127L7 126V128L9 127L10 129H12V132H14L13 134H15V133H17V135L19 136H22L23 137V140H25L24 141V143L26 142L27 143V145L29 146V149H30V151L31 152H33L34 154H37L39 157L38 158H43L44 159V161H45V157H41V156H46V155H50L51 156V154H54L55 153V155H56V158H55V156H54V158L56 159V160H58L59 161V159L58 158H60L61 157V155H60V157H59V155L56 153V147H58V144L60 143V141H61V144H62V136H63V134H61V130H60V127L64 130V132H62V133H64V136L65 135H67L68 134V132L70 131L69 130V125H68V122H67V124H65V123H63V125H62V123L61 122H66V121H61V119H60V121L61 122H59V124L61 125H59L58 124V122H56L55 124H54V126L53 125H51V126H53V127H49L50 129L52 128V129H54V130H52L51 132H48L49 130H47L46 132H48L49 133V136H47V137H44V135L43 136H41L42 135V131H41V135H40V132H38V129L40 130V128L42 127V125H46V124H42L41 122L39 123V124H37L38 122H36V118L34 119V113L32 114V112H35L34 111V108H33V110L31 109V107L29 108V110L26 108V109H23V108H21V107H19V106H21V103L17 106V104L19 103V100L17 101L18 103H16V101H15V99L13 98V97H11L12 95H10V97L11 98H7V100H5V99H2ZM7 96V95H6ZM9 96V95H8ZM75 96V97H76ZM123 96V95H122ZM128 96V95H127ZM71 97V96H70ZM74 97V98H75ZM126 97V96H125ZM146 97H147V94H146ZM181 97V96H180ZM183 97V96H182ZM193 97V96H192ZM216 97V96H215ZM214 97V98H215ZM230 97V96H229ZM4 98V97H3ZM26 98V97H25ZM29 98V97H28ZM138 98V97H137ZM145 98V97H144ZM151 98H152V96H151ZM189 98H190V96H189ZM8 99H10V101H8ZM20 99V98H19ZM103 99V100H102ZM128 99V98H127ZM143 99V98H142ZM180 99V98H179ZM195 99H197V98H195ZM199 99V98H198ZM2 100V101H1ZM5 100V101H4ZM17 100V99H16ZM23 100V99H22ZM26 100V99H25ZM38 100V99H37ZM131 100V99H130ZM134 100V99H133ZM135 100H137V99H135ZM152 100V99H151ZM187 100V99H186ZM44 101V100H43ZM181 101V100H180ZM185 101V100H184ZM233 101V100H232ZM22 102V101H21ZM24 102V101H23ZM27 102H30V101H27ZM34 102V101H33ZM69 102V101H68ZM195 102H197V101H195ZM243 102V101H242ZM14 103H16V105H14ZM25 103V102H24ZM39 103V102H38ZM132 103V102H131ZM133 103H134V101H133ZM140 103V102H139ZM181 103V102H180ZM244 103V102H243ZM30 104V103H29ZM68 104V103H67ZM122 104V103H121ZM120 104V105H121ZM137 104V103H136ZM179 104V103H178ZM194 104V103H193ZM28 105V104H27ZM34 105V104H33ZM32 105V106H33ZM49 105V104H48ZM60 105V104H59ZM117 105V104H116ZM119 105V104H118ZM117 105V106H118ZM205 105V104H204ZM241 105V104H240ZM239 105V106H240ZM35 106V105H34ZM40 106H41V104H40ZM54 105H52V107H53ZM133 106V105H132ZM27 107V106H26ZM45 107H47V106H45ZM49 107V106H48ZM51 107V108H52ZM200 107V106H199ZM40 108V107H39ZM56 108V107H55ZM131 108V107H130ZM133 108V107H132ZM142 108V107H141ZM140 108V109H141ZM148 108V107H147ZM183 108H185V107H183ZM235 108H236V106H235ZM58 109V108H57ZM71 109V108H70ZM128 109V108H127ZM43 110H45V109H43ZM51 110V109H50ZM49 110V111H50ZM61 110H62V108H61ZM132 110V109H131ZM232 110V109H231ZM240 110V109H239ZM39 110H37L36 111V113L38 112ZM41 111V110H40ZM60 111V110H59ZM112 111H114V110H112ZM122 111V110H121ZM127 111V110H126ZM177 111V110H176ZM180 110H178V112H179ZM185 111V110H184ZM205 111V110H204ZM207 111V110H206ZM234 111V110H233ZM42 112V111H41ZM44 112H46V111H44ZM43 112V113H44ZM71 112H72V110H71ZM140 112V111H139ZM153 112H154V114H153ZM210 112V111H209ZM237 112V111H236ZM48 113V112H47ZM60 113V112H59ZM112 113V114H111ZM174 113V112H173ZM175 113H177V112H175ZM187 113V112H186ZM117 114V113H116ZM122 114V113H121ZM139 114V113H138ZM234 114V113H233ZM236 114V113H235ZM234 114V115H235ZM36 115H38V114H36ZM63 115V114H62ZM65 115V114H64ZM74 115V114H73ZM183 115V114H182ZM201 115V114H200ZM213 115V114H212ZM211 115V116H212ZM232 115V114H231ZM117 116V115H116ZM180 116V115H179ZM197 116V115H196ZM195 116V117H196ZM208 116V115H207ZM127 117V116H126ZM125 117V118H126ZM175 117V116H174ZM202 117H203V114H202ZM209 117V116H208ZM233 117V116H232ZM38 118V117H37ZM59 118H60V116H59ZM117 118V117H116ZM119 118V117H118ZM152 118H154V117H152ZM204 118V117H203ZM207 118V117H206ZM48 119H49V117H48ZM57 119V118H56ZM111 119V120H110ZM54 121H55V119H53ZM58 120V119H57ZM56 120V121H57ZM152 120V119H151ZM47 121V120H46ZM146 121V120H145ZM148 121V120H147ZM172 121V120H171ZM176 121V120H175ZM190 121V120H189ZM202 121V120H201ZM205 121V120H204ZM43 122V121H42ZM50 122V121H49ZM71 122V121H70ZM193 122V121H192ZM44 123V122H43ZM51 123V122H50ZM120 124H121V122H119ZM128 123H129V121H128ZM148 123V122H147ZM160 123V124H159ZM198 123V122H197ZM0 124H4V123H0ZM41 124V125H40ZM49 124V123H48ZM127 124V123H126ZM125 124V125H126ZM151 124V123H150ZM152 124V125H153ZM170 124H172V123H170ZM176 124H177V121H176ZM204 124V123H203ZM50 125V124H49ZM49 125H47V127L45 128V129H47L48 128V126ZM57 125H58V128H57ZM114 125V124H113ZM1 126H3V125H1ZM143 126V125H142ZM167 126H169V124L168 125H166V127ZM206 126V125H205ZM4 127V128H5ZM45 127V126H44ZM156 127V126H155ZM162 126H160V128H161ZM163 127V128H164ZM173 127V126H172ZM175 127V126H174ZM204 127V126H203ZM143 128V127H142ZM157 128V127H156ZM163 128H161L160 129V131L163 129ZM9 129V130H10ZM42 129V128H41ZM44 129V128H43ZM45 129H44V132L43 133H45ZM120 129V128H119ZM126 129V128H125ZM125 129H124V131H125ZM141 129V128H140ZM155 128L153 127V132L155 131V130H157V129H155ZM165 129V128H164ZM163 129V131L162 132H160V133H164V131L166 130H164ZM169 129V128H168ZM167 129V130H168ZM199 129V128H198ZM204 129V128H203ZM8 129H6L5 131H7ZM60 130V131H59ZM117 130V129H116ZM121 130V129H120ZM158 130H159V128H158ZM166 130V131H167ZM171 130V129H170ZM11 131V130H10ZM59 131V132H58ZM113 131V130H112ZM151 131V130H150ZM172 131V130H171ZM190 131V130H189ZM193 131V130H192ZM115 132H117V131H114V133ZM120 132V131H119ZM119 132H117V134L119 133ZM141 132V131H140ZM158 132V131H157ZM157 132L155 131V133L157 134ZM39 133V134H38ZM70 133V132H69ZM96 134V136H98V137H96V138H98L95 142L96 143H94V141H93V139L95 138V134ZM113 133V132H112ZM124 133V132H123ZM143 133V132H142ZM152 133V132H151ZM159 133V132H158ZM168 133V132H167ZM166 133V134H167ZM191 133V132H190ZM195 133H198V132H195ZM12 134V133H11ZM94 134V135H93ZM116 133H115V135H117ZM165 134V135H166ZM40 135V136H39ZM47 135V134H46ZM68 135V136H69ZM109 135H111V134H109ZM155 135V134H154ZM1 136H2V134H1ZM9 136V135H8ZM13 136V135H12ZM19 136V137H20ZM92 136H94V138L92 137ZM112 136H114V135H112ZM118 136V135H117ZM162 136V135H161ZM167 136V135H166ZM174 136V135H173ZM3 137V136H2ZM66 137V136H65ZM119 137V136H118ZM139 137V136H138ZM172 137V136H171ZM171 137L169 138V139H171ZM189 137V136H188ZM21 138V137H20ZM69 138V137H68ZM111 138V137H110ZM142 138V137H141ZM150 138V137H149ZM154 138V137H153ZM162 138H163V136H162ZM161 138V139H162ZM173 138H175V137H173ZM196 138V137H195ZM4 139V138H3ZM53 140V142H55V143H57V144H55V143H53L54 145H56V147L54 148L51 144H52V140ZM55 139H58V141L57 140H55ZM114 139H116V138H114ZM121 139H123V138H121ZM160 139V140H161ZM165 139H167V138H164L163 140L165 141ZM182 139H184V138H182ZM198 138H196V140H197ZM8 140V139H7ZM22 140V139H21ZM125 140V139H124ZM136 140V139H135ZM150 140V139H149ZM159 140V141H160ZM193 140V139H192ZM119 141V140H118ZM141 141V140H140ZM186 141V140H185ZM4 142V141H3ZM5 142H6V140H5ZM18 142V141H17ZM51 142V144H49ZM64 142V141H63ZM111 142H112V139H111ZM116 142H117V140H116ZM120 142V141H119ZM122 142V141H121ZM166 142H168V139L166 140ZM171 143H172V140L170 141ZM174 142V141H173ZM178 142H179V140H178ZM188 142V141H187ZM10 143V142H9ZM69 143V145H71ZM195 143H197V141L195 142ZM209 143V142H208ZM106 144V145H105ZM113 143H110V145H112ZM132 144V143H131ZM135 144V143H134ZM139 144V143H138ZM6 145V144H5ZM17 145V144H16ZM49 145H51V147L49 146ZM114 145V144H113ZM119 145V144H118ZM117 145V146H118ZM130 145V144H129ZM128 145V146H129ZM140 145V144H139ZM176 145V144H175ZM180 145V144H179ZM211 145V144H210ZM61 146V145H60ZM75 146V145H74ZM127 146V145H126ZM173 146V145H172ZM206 146V145H205ZM5 147V146H4ZM48 147H50V148H48ZM62 147V146H61ZM64 147V146H63ZM131 147V146H130ZM130 147H129V149H130ZM186 147V146H185ZM188 147H189V145H188ZM201 147V146H200ZM212 147H213V145H212ZM3 148V147H2ZM26 148V147H25ZM119 148H121V147H119ZM140 147H138V149H139ZM168 148V147H167ZM60 149V148H59ZM62 149V148H61ZM60 149V151H61V154L62 153H65V152H62V151H64V150H61ZM68 149V148H67ZM72 149V148H71ZM159 149V148H158ZM192 149H193V147H192ZM14 150V149H13ZM65 150H66V148H65ZM69 150V149H68ZM74 150V149H73ZM73 150H70V153H72L71 151H73ZM127 150V149H126ZM169 150L171 151V148H169ZM168 150V151H169ZM188 150V149H187ZM186 149H185V151H187ZM75 151V150H74ZM134 151V150H133ZM160 151V150H159ZM164 151V150H163ZM196 151V150H195ZM195 151H194V153H195ZM204 151V150H203ZM206 151V150H205ZM216 151H218V150H216ZM25 152V151H24ZM83 152H85V153H87L86 154V156L84 155L85 153H83ZM51 153V154H50ZM59 153V152H58ZM67 153H69V151H67ZM139 153V152H138ZM212 153V152H211ZM18 154V153H17ZM16 154V155H17ZM22 154V153H21ZM20 154V155H21ZM25 154V153H24ZM28 154V153H27ZM31 153H29L28 155H30ZM60 154V153H59ZM108 154V155H107ZM112 154V153H111ZM122 154V153H121ZM124 154V153H123ZM129 154V153H128ZM170 154V153H169ZM204 154V153H203ZM28 155H27V157H28ZM64 155V154H63ZM74 155H75V152H74ZM78 155V154H77ZM118 155V154H117ZM160 155V154H159ZM177 155V154H176ZM214 155V154H213ZM6 156V155H5ZM49 156V158H50V162H54L55 161V159L52 157H50ZM65 156H66V154H65ZM68 156V155H67ZM79 156V155H78ZM77 156V157H78ZM112 156V155H111ZM125 156H127V155H125ZM179 156V155H178ZM37 157V156H36ZM64 156H62V158H63ZM74 157V156H73ZM83 157V158H84ZM101 157H102V159H101ZM123 157L124 156H122V158H120V161H121V159H123ZM131 157V156H130ZM128 158L129 160L131 159V158ZM152 157V156H151ZM172 157V156H171ZM177 157V156H176ZM202 157V156H201ZM203 157H205V156H203ZM86 158V160L88 161V159ZM114 158V157H113ZM117 158V157H116ZM125 158V157H124ZM198 158V157H197ZM47 159V158H46ZM53 159H54V161H53ZM61 159V158H60ZM67 159H69V158H67ZM67 159H65V160H67ZM94 159V160H95ZM144 159V158H143ZM159 159V158H158ZM179 159V158H178ZM201 159V158H200ZM25 160V159H24ZM29 160V159H28ZM31 160V159H30ZM34 160V159H33ZM74 160H75V157H74ZM74 160H72L73 162H74ZM79 160V159H78ZM83 160H85V158L83 159ZM85 160V162H87ZM112 160V159H111ZM125 160H127V158L126 159H123L122 160V163H123V161H125ZM167 160V159H166ZM169 160V159H168ZM167 160V161H168ZM186 160V159H185ZM204 160V159H203ZM22 161V160H21ZM41 161H42V159H41ZM67 161H69V160H67ZM67 161H65L64 163H67ZM81 161H82V159H81ZM96 161V160H95ZM104 161V160H103ZM132 161V160H131ZM135 161V160H134ZM145 161V160H144ZM152 161V160H151ZM164 161V160H163ZM179 161V160H178ZM188 161V160H187ZM193 161V160H192ZM195 161V160H194ZM207 161V160H206ZM216 161V160H215ZM33 162V161H32ZM70 162H71V160H70ZM69 162V163H70ZM89 162V161H88ZM109 162V161H108ZM113 162V161H112ZM116 162V161H115ZM118 162V161H117ZM116 162V163H117ZM129 162V161H128ZM161 162V161H160ZM165 162V161H164ZM163 162V163H164ZM204 162V161H203ZM212 162V161H211ZM211 162H209V163H211ZM17 163V162H16ZM31 163V162H30ZM37 163V162H36ZM42 163V162H41ZM46 163V162H45ZM49 163V162H48ZM58 163V162H57ZM60 163H63L62 161L60 162ZM69 163L67 164V166L68 167H72V166H69ZM72 163V162H71ZM78 163V162H77ZM83 163V165L84 164H86V163H84V161L82 162ZM81 163V164H82ZM92 163V162H91ZM94 163V162H93ZM92 163V164H93ZM104 163V162H103ZM111 163V162H110ZM125 163H127L126 161H125ZM124 163V164H125ZM167 163V162H166ZM180 163V162H179ZM228 163V162H227ZM34 164V163H33ZM38 164H39V162H38ZM44 164V163H43ZM73 164H76V163H73ZM79 164V163H78ZM109 164V163H108ZM108 164H106L107 166H108ZM118 164H119V162H118ZM118 164H117V166H118ZM165 164V163H164ZM176 164H177V162H176ZM193 164V163H192ZM28 165V164H27ZM36 165V164H35ZM42 165V164H41ZM48 165V164H47ZM56 165H58V164H56ZM55 165V166H56ZM66 164H64V166H65ZM87 165H88V163H87ZM115 165V164H114ZM120 165H123V164H120ZM127 165V164H126ZM126 165H123L124 167L126 166ZM135 165V164H134ZM181 165V164H180ZM195 165H197V164H195ZM60 166H61V164H60ZM81 166V165H80ZM84 166H86V165H84ZM130 166V165H129ZM128 166V167H129ZM168 166V165H167ZM215 166V165H214ZM225 166V165H224ZM36 167V166H35ZM43 167H44V165H43ZM43 167H42V169H43ZM75 167V166H74ZM76 167H77V165H76ZM119 167V166H118ZM123 167V168H124ZM146 167V166H145ZM166 167V166H165ZM183 167V166H182ZM196 167V166H195ZM205 168H206V166H204ZM209 167V166H208ZM39 168V167H38ZM45 168V167H44ZM86 168H88L89 169V166L88 167H86ZM85 168V169H86ZM93 168V167H92ZM109 168V167H108ZM136 168V167H135ZM163 168V167H162ZM169 168V167H168ZM197 168H199V167H197ZM226 168H228V167H226ZM225 168V169H226ZM22 169H24V168H22ZM26 169H28V168H26ZM54 169V168H53ZM57 169V168H56ZM72 169V168H71ZM75 169V168H74ZM90 169H91V167H90ZM106 169V168H105ZM120 169H121V167H120ZM127 169V168H126ZM125 169V170H126ZM129 169V168H128ZM144 169H146V168H144ZM216 169H218V168H216ZM25 170V169H24ZM93 170V169H92ZM110 170V169H109ZM190 170V169H189ZM203 170V169H202ZM31 171V170H30ZM50 171V170H49ZM55 171V170H54ZM54 171H53V173H54ZM62 171H63V169H62ZM65 171V170H64ZM68 171V172H67ZM66 171V178H65V174L63 175L64 176V178L66 179V180H68V178H69V180H70V177L68 176L67 177V175H70V174H68L69 173V170H67ZM83 171V170H82ZM86 171H87V169H86ZM106 170H104V172H105ZM108 171V170H107ZM120 171V170H119ZM132 171V170H131ZM149 171V170H148ZM170 171V170H169ZM197 171V170H196ZM60 172V171H59ZM77 172H78V170H77ZM91 172V171H90ZM103 172V173H104ZM121 172V171H120ZM123 172H124V170H123ZM133 172V171H132ZM165 172V171H164ZM177 172H179V170H177ZM191 172V171H190ZM203 172V171H202ZM201 172V173H202ZM208 172V171H207ZM32 173V172H31ZM79 173V172H78ZM80 173H81V171H80ZM79 173V174H80ZM92 173V172H91ZM125 173V172H124ZM162 173V172H161ZM184 173V172H183ZM193 173V172H192ZM221 173V172H220ZM227 173V172H226ZM40 174V173H39ZM46 174V173H45ZM50 174V173H49ZM63 174V173H62ZM61 174V175H62ZM82 174V173H81ZM81 174L79 175V176H81ZM94 174H95V172H94ZM101 174H102V172H101ZM136 174V173H135ZM154 174V173H153ZM167 174V173H166ZM166 174H164V175H166ZM168 174H170V173H168ZM174 174V173H173ZM176 174V173H175ZM222 174V173H221ZM89 175V174H88ZM103 175V174H102ZM104 175H105V173H104ZM116 175H117V173H116ZM121 175V174H120ZM120 175H118L119 177H120ZM124 175V174H123ZM127 175V174H126ZM129 175V174H128ZM148 175V174H147ZM172 175V174H171ZM179 175V174H178ZM182 175V174H181ZM199 175V174H198ZM223 175V174H222ZM226 175V174H225ZM53 176V175H52ZM55 176V175H54ZM100 176V175H99ZM107 176V175H106ZM105 176V177H106ZM131 176V175H130ZM129 176V177H130ZM168 176V175H167ZM175 176V175H174ZM195 176H196V174H195ZM214 176V175H213ZM220 176V175H219ZM42 177V176H41ZM45 177V176H44ZM50 177V176H49ZM91 177V176H90ZM94 177H96V176H94ZM102 177V179H104L103 178V176H101ZM108 177V176H107ZM125 177V176H124ZM128 177V176H127ZM166 177V176H165ZM173 177V176H172ZM186 177H188V176H186ZM212 177V176H211ZM222 178H223V176H221ZM31 178H32V176H31ZM52 178V177H51ZM56 178V177H55ZM63 178V179H64ZM81 178H83V177H81ZM110 178H112V177H110ZM147 178H149V177H147ZM167 178V177H166ZM177 178H179V177H177ZM217 178V177H216ZM228 178V177H227ZM230 178V177H229ZM85 179V178H84ZM92 179V178H91ZM107 179V178H106ZM118 180H119V178H117ZM126 179V178H125ZM180 179H181V177H180ZM202 179V178H201ZM56 180V179H55ZM54 180V181H55ZM65 180V181H66ZM68 180V181H69ZM87 180V179H86ZM175 180V179H174ZM189 180H190V178H189ZM223 180V179H222ZM221 180V181H222ZM53 181V182H54ZM64 181V180H63ZM85 181V180H84ZM83 181V182H84ZM91 181V180H90ZM109 181V183H110V180H108ZM126 181H127V179H126ZM162 181H163V179H162ZM176 181V180H175ZM200 181V180H199ZM219 181H220V179H219ZM224 181V180H223ZM227 181H228V179H227ZM233 181V180H232ZM236 181V180H235ZM43 182V181H42ZM70 182H71V180H70ZM69 182V183H70ZM88 182V181H87ZM95 182V181H94ZM118 182V181H117ZM122 182V181H121ZM146 182V181H145ZM164 182V181H163ZM230 182V181H229ZM49 183V182H48ZM85 184H86V182H84ZM138 183V182H137ZM223 183V182H222ZM59 184V183H58ZM83 184V183H82ZM141 184V183H140ZM165 184V183H164ZM227 184H229V183H227ZM49 185V184H48ZM60 185V184H59ZM77 185V184H76ZM175 185V184H174ZM190 185V184H189ZM195 185V184H194ZM72 186V185H71ZM112 186V185H111ZM117 186V185H116ZM219 186V185H218ZM221 186V185H220ZM229 186V185H228ZM70 187V186H69ZM133 187V186H132ZM151 187V186H150ZM197 187V186H196ZM60 188V187H59ZM67 188H68V182H67ZM94 188V187H93ZM131 188V187H130ZM179 188V187H178ZM188 188H190V187H188ZM224 188V187H223ZM44 189H45V187H44ZM62 189V188H61ZM66 189V188H65ZM73 189V188H72ZM90 189V188H89ZM95 189V188H94ZM167 189V188H166ZM201 189V188H200ZM98 190V189H97ZM161 190V189H160ZM218 190H219V188H218ZM224 190V189H223ZM42 191V190H41ZM51 191V190H50ZM60 191V190H59ZM64 191V190H63ZM68 191H69V189H68ZM93 191V190H92ZM95 191H96V189H95ZM169 191H171V190H169ZM195 191V190H194ZM231 191V190H230ZM61 192V191H60ZM102 192V191H101ZM135 192V191H134ZM85 193H87V192H85ZM112 193V192H111ZM136 193V192H135ZM58 194V193H57ZM62 194V193H61ZM76 194V193H75ZM96 194V193H95ZM97 194H98V192H97ZM151 194V193H150ZM227 194V193H226ZM83 195V194H82ZM94 195V194H93ZM160 195V194H159ZM95 196V195H94ZM97 196V195H96ZM99 196V195H98ZM177 196V195H176ZM50 197V196H49ZM75 197V196H74ZM90 197V196H89ZM134 197V196H133ZM163 197V196H162ZM201 197V196H200ZM97 198V197H96ZM136 198V197H135ZM161 198V197H160ZM137 199V198H136ZM146 199V198H145ZM85 200V199H84ZM87 200V199H86ZM97 200V199H96ZM112 200V199H111ZM172 201V200H171ZM181 200L179 199V202H180ZM200 201V200H199ZM202 201V200H201ZM205 201V200H204ZM94 202V201H93ZM92 202V203H93ZM113 202V201H112ZM139 202V201H138ZM148 202V201H147ZM167 202V201H166ZM177 202V201H176ZM186 202V201H185ZM67 203V202H66ZM77 203V202H76ZM128 203V202H127ZM131 203V202H130ZM135 203V202H134ZM201 203V202H200ZM100 204V203H99ZM137 204V203H136ZM142 204V203H141ZM161 204V203H160ZM76 205V204H75ZM79 205V204H78ZM91 205V204H90ZM125 205V204H124ZM182 205V204H181ZM180 205V206H181ZM186 205V204H185ZM70 206V205H69ZM73 206V205H72ZM77 206V205H76ZM133 206V205H132ZM135 206H137V205H135ZM139 206H140V204H139ZM157 206V205H156ZM173 206V205H172ZM220 206V205H219ZM71 207V206H70ZM75 207V206H74ZM134 207V206H133ZM170 207V206H169ZM214 207V206H213ZM217 207V206H216ZM81 208H82V206H81ZM84 208V207H83ZM94 208V207H93ZM101 208V207H100ZM160 208H161V206H160ZM178 208H180V207H178ZM77 209V208H76ZM115 209H118V208H115ZM133 209V208H132ZM163 209H166V208H163ZM212 209V208H211ZM101 210V209H100ZM100 210H98L99 212H100ZM137 210H139V209H137ZM220 210V209H219ZM74 211H75V208H74ZM106 211V210H105ZM116 211H118V210H116ZM144 211V210H143ZM173 211V210H172ZM76 212H78V211H76ZM87 212V211H86ZM156 212V211H155ZM155 212H153L154 214H155ZM177 212V211H176ZM211 212V211H210ZM223 212V211H222ZM221 212V213H222ZM84 213V212H83ZM175 213V212H174ZM218 213V212H217ZM219 213H220V211H219ZM236 213V212H235ZM254 213V212H253ZM169 214L171 215V213L169 212ZM82 215V214H81ZM80 215V216H81ZM129 215V214H128ZM139 215V214H138ZM144 215V214H143ZM173 215V214H172ZM253 215V214H252ZM100 216V215H99ZM134 216H135V214H134ZM164 216V215H163ZM168 216V215H167ZM216 216H217V214H216ZM215 216V217H216ZM220 216L221 215H219L218 214V217H219V219H220ZM136 217V216H135ZM160 217V216H159ZM215 217H213V218H215ZM223 217V216H222ZM229 217V216H228ZM227 217V218H228ZM234 217V216H233ZM86 218V217H85ZM88 218V217H87ZM97 218V217H96ZM127 218V217H126ZM184 218V217H183ZM182 218V219H183ZM211 218V217H210ZM212 218V219H213ZM230 218V217H229ZM232 218V217H231ZM80 219V218H79ZM90 219V218H89ZM132 219H133V216H132ZM146 219V218H145ZM186 219V218H185ZM189 219H191V218H189ZM216 219V218H215ZM225 219V218H224ZM136 220H138V219H136ZM176 220V219H175ZM187 220V219H186ZM100 221V220H99ZM133 221H135V219L133 220ZM163 221V220H162ZM214 221V220H213ZM217 221V220H216ZM215 221V222H216ZM131 222V221H130ZM150 222V221H149ZM175 222V221H174ZM262 222V221H261ZM264 222V221H263ZM214 223V222H213ZM218 223V222H217ZM148 224V223H147ZM170 224V223H169ZM216 224V223H215ZM232 224V223H231ZM76 225V224H75ZM80 225V224H79ZM96 225V224H95ZM136 225V224H135ZM162 225V224H161ZM189 225V224H188ZM102 226V225H101ZM121 226V225H120ZM172 226V225H171ZM170 226V227H171ZM71 227V226H70ZM93 227V226H92ZM118 227V226H117ZM140 227V226H139ZM154 227V226H153ZM159 227V226H158ZM157 227V228H158ZM178 227V226H177ZM186 227H187V225H186ZM193 227H194V225H193ZM81 228V227H80ZM157 228H156V230H157ZM236 228V227H235ZM76 229V228H75ZM164 229V228H163ZM106 230V229H105ZM104 230V231H105ZM124 230H125V228H124ZM133 230V229H132ZM137 230V229H136ZM139 230H141V229H139ZM147 230V229H146ZM165 230V229H164ZM72 231V230H71ZM76 231V230H75ZM86 231V230H85ZM121 231V230H120ZM125 232H128V231H125ZM138 232V231H137ZM146 232V231H145ZM207 232V231H206ZM260 232V231H259ZM142 233V232H141ZM147 233V232H146ZM145 233V234H146ZM168 233H170V232H168ZM183 233V232H182ZM261 233H263V232H261ZM127 234V233H126ZM143 234H144V230H143ZM149 234V233H148ZM258 234V233H257ZM84 235V234H83ZM86 235V234H85ZM138 235V234H137ZM157 235V234H156ZM207 235V234H206ZM211 235V234H210ZM255 235V234H254ZM258 235H260V234H258ZM82 236V235H81ZM143 236V235H142ZM181 236V235H180ZM80 237V236H79ZM78 237V238H79ZM85 237V236H84ZM91 237V236H90ZM108 237V236H107ZM144 237H145V235H144ZM143 237V239L141 238V241L144 243V241H145V238ZM262 237V236H261ZM106 238V237H105ZM140 238V237H139ZM147 238H150L149 236H147ZM146 238V239H147ZM186 238V237H185ZM260 238V237H259ZM263 238V237H262ZM91 239V238H90ZM134 239V238H133ZM92 240V239H91ZM90 240V241H91ZM150 240V239H149ZM180 240V239H179ZM134 241V240H133ZM156 241V240H155ZM182 241V240H181ZM76 242V241H75ZM257 242V241H256ZM261 242V241H260ZM68 243V242H67ZM83 243V242H82ZM85 243V242H84ZM86 243H87V241H86ZM149 243V242H148ZM156 243V242H155ZM159 243V242H158ZM259 243V242H258ZM92 244V243H91ZM130 244V243H129ZM145 244H146V241H145ZM144 244V245H145ZM151 244H153V243H151ZM150 244V245H151ZM161 244V243H160ZM63 245V244H62ZM66 245V244H65ZM87 245V244H86ZM148 245V244H147ZM162 245V244H161ZM67 246V245H66ZM78 246H80V245H78ZM153 246H154V244H153ZM152 246V248H154V247H156L157 248V246H158V248H159V245L158 244H156L154 247ZM147 247V246H146ZM149 247V246H148ZM151 247V246H150ZM167 247V246H166ZM78 248V247H77ZM156 248L155 249H153L154 251H151V252H153L152 254H150V256L152 255V261L154 262V260H155V262L157 261V262H159L160 261V256L162 257V254L163 253H161V251H160V253H161V255H159L160 253H159V251L157 252L156 251ZM164 248V247H163ZM163 248H162V250H163ZM148 249V248H147ZM161 249V248H160ZM165 249V248H164ZM150 250H151V248H150ZM150 250H149V252H150ZM163 252V251H162ZM134 253V252H133ZM159 253V254H158ZM211 253V252H210ZM137 254V253H136ZM148 256V255H147ZM151 258V257H150ZM206 258V257H205ZM161 260H162V258H161ZM186 261V260H185ZM252 262H255V261H252ZM189 263H191V261L189 262ZM205 263V262H204ZM157 264V263H156ZM159 264V263H158ZM251 264V263H250ZM253 264H256V263H253Z\"/></svg>",
  "mask_w": 264,
  "mask_h": 264
}]
</instances>
